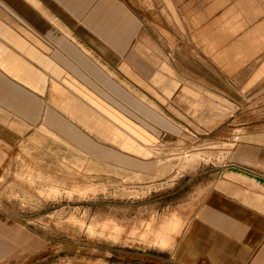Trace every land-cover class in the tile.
<instances>
[{
  "label": "crops",
  "instance_id": "obj_1",
  "mask_svg": "<svg viewBox=\"0 0 264 264\" xmlns=\"http://www.w3.org/2000/svg\"><path fill=\"white\" fill-rule=\"evenodd\" d=\"M147 30L127 0H0V133L12 127L5 135L11 141L17 132L26 136L50 107L105 144L50 103L61 98L64 105L66 93L35 62L51 63L43 54L117 112L169 136L160 142L199 127V108L194 119L188 113L201 94L211 109L234 111L229 124L239 121L243 131L223 166L199 172L188 197L200 200L192 218L168 211L185 225L169 264H264V0H199V59L178 55L181 80L169 96L153 80L171 89L172 58ZM28 63L46 74L44 86L48 78L42 93L27 85ZM184 88L195 98L184 97ZM28 92L42 101L36 122L27 117ZM0 239L10 246V238Z\"/></svg>",
  "mask_w": 264,
  "mask_h": 264
},
{
  "label": "rangeland",
  "instance_id": "obj_2",
  "mask_svg": "<svg viewBox=\"0 0 264 264\" xmlns=\"http://www.w3.org/2000/svg\"><path fill=\"white\" fill-rule=\"evenodd\" d=\"M127 1L140 10L162 53L172 58L176 79L171 89L153 80L169 96L181 80L175 72L183 65L178 55L199 59V0ZM28 57L35 61L34 52ZM46 58L51 61L47 66L35 62L61 86L68 107L61 98L51 102L49 97L50 103L109 148L50 107L41 126L28 127L26 136L16 131L11 141L5 135L15 128L2 130L0 238L11 242L7 246L0 239L6 251L0 264H169L175 257L170 247L179 242L185 225L177 226V217L168 211L192 218L198 209L199 196L188 197L199 172L223 166L243 131L239 121L229 124L234 111H215L200 94V104L191 105L188 113L194 119L199 108V127L181 129L172 141L160 142L169 136L117 112L43 54ZM27 65V85L42 93L46 74ZM13 72H19V65ZM179 95L180 90L174 100L180 102ZM27 106L28 119L36 122L42 101L28 92ZM18 236L24 239L18 242Z\"/></svg>",
  "mask_w": 264,
  "mask_h": 264
},
{
  "label": "bare ground",
  "instance_id": "obj_3",
  "mask_svg": "<svg viewBox=\"0 0 264 264\" xmlns=\"http://www.w3.org/2000/svg\"><path fill=\"white\" fill-rule=\"evenodd\" d=\"M49 116H50V114H49ZM49 116H47V117H49ZM47 120H48V118H47ZM50 122V121H49ZM52 124H53V122H52ZM47 125H48V123H47ZM59 125V124H58ZM57 124H56V126H58ZM51 126V125H50ZM60 127V126H59ZM57 129V128H56ZM62 132V131H61ZM63 133V132H62Z\"/></svg>",
  "mask_w": 264,
  "mask_h": 264
}]
</instances>
